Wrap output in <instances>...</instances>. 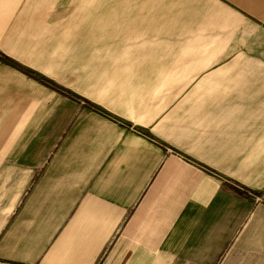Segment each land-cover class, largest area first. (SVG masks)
I'll return each mask as SVG.
<instances>
[{
  "label": "crops",
  "instance_id": "0c3cea01",
  "mask_svg": "<svg viewBox=\"0 0 264 264\" xmlns=\"http://www.w3.org/2000/svg\"><path fill=\"white\" fill-rule=\"evenodd\" d=\"M189 1L193 49L95 50L0 0V264H264V0Z\"/></svg>",
  "mask_w": 264,
  "mask_h": 264
},
{
  "label": "rangeland",
  "instance_id": "374dc122",
  "mask_svg": "<svg viewBox=\"0 0 264 264\" xmlns=\"http://www.w3.org/2000/svg\"><path fill=\"white\" fill-rule=\"evenodd\" d=\"M78 13V37H91L95 50L149 45L168 49L169 44L173 49H193V40L209 29L197 4L189 0H94L92 9ZM91 39H83L79 49L89 48ZM143 39L148 43H141Z\"/></svg>",
  "mask_w": 264,
  "mask_h": 264
},
{
  "label": "trees",
  "instance_id": "16d2710c",
  "mask_svg": "<svg viewBox=\"0 0 264 264\" xmlns=\"http://www.w3.org/2000/svg\"><path fill=\"white\" fill-rule=\"evenodd\" d=\"M0 62L7 63V64H10V65L14 66L15 68L19 69L21 72H23L24 74H26L27 76H29L31 78H37V76L33 72H30V71H28V70H26L24 68L19 67L16 64H14L8 57H6L5 55H3L2 53H0ZM38 80L42 84H44L46 86H49V87H51V88H53L55 90H61L57 85L51 83L48 80H45V79H42V78H39ZM234 192L237 193V194H239V195H243V193L240 192L237 189H234Z\"/></svg>",
  "mask_w": 264,
  "mask_h": 264
}]
</instances>
